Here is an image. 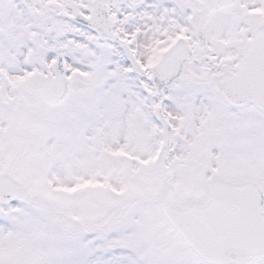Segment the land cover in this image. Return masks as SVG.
<instances>
[{
    "label": "snow or ice",
    "instance_id": "obj_1",
    "mask_svg": "<svg viewBox=\"0 0 264 264\" xmlns=\"http://www.w3.org/2000/svg\"><path fill=\"white\" fill-rule=\"evenodd\" d=\"M0 264H264V0H0Z\"/></svg>",
    "mask_w": 264,
    "mask_h": 264
}]
</instances>
